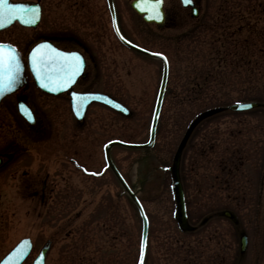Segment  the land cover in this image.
Returning a JSON list of instances; mask_svg holds the SVG:
<instances>
[{
    "label": "rangeland",
    "instance_id": "obj_1",
    "mask_svg": "<svg viewBox=\"0 0 264 264\" xmlns=\"http://www.w3.org/2000/svg\"><path fill=\"white\" fill-rule=\"evenodd\" d=\"M42 2L44 30L62 33V0ZM115 2L124 34L136 44L164 53L168 60L152 146L110 149L115 166L138 196L147 217L143 264H264V108H227L238 100L264 101V88L256 87L264 80V64H257V75L255 68H248V72L240 69L246 61L252 64L260 58L255 51L243 56L239 45L233 47L232 39L245 31L244 27L236 30L239 20L234 15L229 27L222 26L220 20V13L226 9L236 13L250 0H201L197 20L186 19L177 27L159 30L144 23L129 7V0ZM112 42L104 52L99 50L103 63L101 58L99 69L91 75L97 84L89 89L108 92L131 113L122 116L92 103L77 136L71 114L53 116L54 122L62 119V180L56 200L41 218L37 212H22L16 224L9 219L1 221L2 250L21 236L32 239V250L21 264H30L48 237L55 240L45 264H76L77 250L80 261L88 258L92 264H136L141 230L136 207L108 169L97 178H87L77 166L82 159L92 170H100L104 165L102 145L108 139L142 142L148 136L161 62L126 48L116 38ZM215 105L222 109L199 121L181 158L185 209L193 226L190 231H181L173 218L172 156L195 114ZM1 110L0 103V121L12 131L0 128V142L15 137L19 146L27 147L34 129L13 111ZM194 146L202 149L200 154L195 155ZM89 152L91 158L86 157ZM230 156L238 161L233 169ZM148 164L151 169L145 168ZM223 164L230 170L223 169ZM83 201H91L81 216L86 225L82 230L75 225L64 235L66 218ZM222 210H228L231 217L223 216ZM240 232L247 237L242 254L238 251ZM83 236L88 237L89 247L80 251L77 246Z\"/></svg>",
    "mask_w": 264,
    "mask_h": 264
},
{
    "label": "flooded vegetation",
    "instance_id": "obj_2",
    "mask_svg": "<svg viewBox=\"0 0 264 264\" xmlns=\"http://www.w3.org/2000/svg\"><path fill=\"white\" fill-rule=\"evenodd\" d=\"M111 2L117 9L115 0ZM18 3L29 7L30 14L28 17H23V24L14 20L5 28L0 29V42L12 45L18 53L19 61L23 64L44 62L45 55L50 54V49H48L47 52L43 50L28 56L29 50L37 43L42 42L49 47L52 45L70 54L73 62L80 60L83 63L85 75L79 74L63 91L52 93L38 88L33 81L32 73L26 71L25 84L20 85L0 101L3 113L13 111L16 114V100L19 97L23 98L35 116V123L30 128L34 129L32 132L34 137L27 139V142L29 141L27 147L19 146L15 137L0 142V251H4L2 250L1 221L9 219L16 224L18 215L22 212L26 214L37 212L38 217L41 218L50 204L56 200L62 180V119L54 122L53 116L72 115L70 93L89 90L96 86L98 80H94L91 75L94 69H99L101 58L103 63L104 56L99 54V50L104 52L108 44L113 45L112 41L115 38L107 0H62V33L45 31V4L42 0H6L5 6ZM189 4L200 9L201 0H188L187 6L184 7L179 1L177 3V0H162L164 17L157 24L161 27L158 28L156 24L151 25L159 30L184 24L190 19L189 11L192 5ZM36 10L37 21L32 24ZM59 87L58 83L49 84L51 89ZM6 97L10 99L4 100ZM89 108L91 107L86 108V112ZM38 114H42V117H38ZM40 118L43 121L40 122ZM82 121H74L72 124L75 136L79 132ZM0 125L2 129L6 126L9 133L12 131L7 123L4 125L0 121ZM78 140L76 138V141ZM91 155L89 152L86 157L91 158ZM81 162L85 163L82 160ZM83 175L87 178H96L89 171ZM90 203L91 201L88 204L81 202L73 223L70 219L67 221L68 230L64 235H68L75 225L79 226L77 229H83L86 225L83 222L87 220L82 219L81 216ZM77 221H80L79 224ZM86 237H82L84 240L80 238L78 249L89 247ZM76 259V264H92L88 258L80 261L81 256H78V250Z\"/></svg>",
    "mask_w": 264,
    "mask_h": 264
},
{
    "label": "water",
    "instance_id": "obj_3",
    "mask_svg": "<svg viewBox=\"0 0 264 264\" xmlns=\"http://www.w3.org/2000/svg\"><path fill=\"white\" fill-rule=\"evenodd\" d=\"M140 0H133L131 2V6L136 10L137 13L142 14L144 20L146 21H151V20H155V17L153 16V9H152V4L155 2V0H143L142 3L139 2ZM160 3V2H159ZM157 5V4H156ZM159 6V4L157 5V7ZM160 11V10H158ZM3 24L0 23V26H2ZM116 33L118 35V37L129 47L140 51L142 53L145 54H149V55H155L158 56L159 58L162 59L163 61V68H162V74H161V80H160V86H159V92L157 95V100H156V104L154 107V112H153V118H152V123H151V127H150V135H149V139L147 142L144 143H125V142H121L118 140H113L108 142L107 144H105L104 148H105V155H106V160L108 161L111 169L113 170V172L115 173L116 177L119 179V181L122 183V185L124 186L125 190L127 191V193L130 195V197L132 198L133 202L135 203V205L137 206V209L140 213V216L142 218V228H141V240H140V250H139V257H138V263L137 264H141V260H142V255H143V249H144V240H145V232H146V217L144 215V212L142 210V207L138 201V199L135 197L134 193L128 188V186L124 183V181L122 180V178L120 177L119 173L117 172V170L115 169L114 165L110 162V159L108 157L107 154V149L109 146L113 145V144H118V145H122V146H126V147H147L151 145V142L153 140V135H154V126H155V122H156V117L159 111V106H160V101H161V97H162V92L164 89V84H165V79H166V72H167V66H166V61L164 59V57L160 54H152L150 52H147L146 50L139 48L125 40H123L120 35L118 34L117 30ZM3 52H5L8 55H12L8 49H6L5 47H3L2 49ZM65 62H62V64L60 63H52L50 66L51 70H55V71H59L62 72V77H66L63 73L64 72H68L69 68H65L62 67V65H64ZM66 69V70H65ZM20 72L19 70L16 72L18 73ZM66 72V73H67ZM15 73V75H16ZM64 75V76H63ZM16 76L14 77V79L7 84L6 86H4L2 89H0V96L2 94H4L5 92H9L11 91L15 85H11L14 81H15ZM90 100H99V101H103L106 102L108 104H110L111 106H113L112 108L118 110L119 112L123 113V114H128V109H126L125 107H123L121 104H119L117 101L113 100L112 98L104 95V94H100V93H82V94H77L76 96L73 97V105L75 107V116L79 119L82 117L83 111H84V107L86 106V104L90 101ZM257 104L255 102H240V103H235L229 106L230 109L232 110H243V109H248V108H252L253 106H256ZM264 106V104H263ZM218 110V108H212V109H207L205 111H202L201 113H199L189 124L187 130L185 131L182 139L180 140L177 149L174 153V157L172 160V165H171V171H172V178H173V185H172V189H173V196L175 199V212H174V218L176 219L178 226L180 229H186L188 228V225L186 224V219H185V213H184V203H183V195H182V189H181V185L179 182V178H178V173H177V167H178V160H179V155H180V150L189 134V132L191 131V129L194 127V125L201 120L202 118L216 112ZM26 111V110H25ZM21 110V114L24 118L26 119H30L31 114L29 112H25ZM31 120V119H30ZM224 214L228 215L227 212H224ZM245 246V236L241 235L240 237V249L243 250ZM30 248V241L28 238H22L20 239L15 246L9 251L7 252L1 259H0V264H19L21 262V260L26 256V254L28 253ZM48 248V244H44L42 245L39 253L37 254V256L35 257V259L33 260L32 264H43V258L45 255V251Z\"/></svg>",
    "mask_w": 264,
    "mask_h": 264
},
{
    "label": "trees",
    "instance_id": "obj_4",
    "mask_svg": "<svg viewBox=\"0 0 264 264\" xmlns=\"http://www.w3.org/2000/svg\"><path fill=\"white\" fill-rule=\"evenodd\" d=\"M232 12L231 9H226L225 13H220V20L223 21L222 26L229 27L231 25V17L234 15L239 20L236 30L241 31L243 27L245 28L244 34L239 38L232 39L231 42L234 44L233 47H237L235 45L240 46L243 56L250 51H255L257 53V57L260 58L259 61H256V63L254 61L251 64L248 60L244 68L242 65H239L240 69H243L245 72H248V68L252 70L255 68L253 73L257 75V70L259 72L260 69L259 67L257 68V64L259 62L264 64V0H250L248 5H243L240 9L238 8L235 11L236 13ZM223 15L225 16L222 17ZM260 18H262V22L259 24ZM228 37H230V35H228ZM241 61L240 59L238 60L239 63H241ZM261 82L262 84L259 83L260 86L256 84L257 88H264V80Z\"/></svg>",
    "mask_w": 264,
    "mask_h": 264
},
{
    "label": "snow or ice",
    "instance_id": "obj_5",
    "mask_svg": "<svg viewBox=\"0 0 264 264\" xmlns=\"http://www.w3.org/2000/svg\"><path fill=\"white\" fill-rule=\"evenodd\" d=\"M160 0H155L158 5ZM187 3L188 0H185ZM6 0H0V5H5ZM3 45H0V89L9 84L15 77V73L19 70V65L14 54L8 55L2 51ZM43 47H47L46 45ZM62 67L67 68L68 65L64 64ZM71 78L70 76L68 77Z\"/></svg>",
    "mask_w": 264,
    "mask_h": 264
}]
</instances>
